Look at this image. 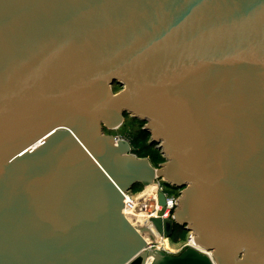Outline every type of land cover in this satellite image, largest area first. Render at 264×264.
<instances>
[{
    "label": "water",
    "instance_id": "1",
    "mask_svg": "<svg viewBox=\"0 0 264 264\" xmlns=\"http://www.w3.org/2000/svg\"><path fill=\"white\" fill-rule=\"evenodd\" d=\"M177 230L210 258L147 245ZM0 264H264V0H0Z\"/></svg>",
    "mask_w": 264,
    "mask_h": 264
},
{
    "label": "built area",
    "instance_id": "2",
    "mask_svg": "<svg viewBox=\"0 0 264 264\" xmlns=\"http://www.w3.org/2000/svg\"><path fill=\"white\" fill-rule=\"evenodd\" d=\"M115 141L126 142L125 140H123L119 136H115ZM152 185L155 186L156 205L158 207V209H157L155 214H157L162 219L170 218V216L172 215L173 211L175 210V208L177 206V201H178V198H179V194L178 195H175V194L171 195L170 192L167 190V186L164 183V181H162L160 179H156ZM146 189L147 188H145V190ZM158 194H163V196L165 198V207L164 208H160L159 205H158V198H157ZM131 197H132L131 192L124 195L123 210L125 208H128L130 211L134 210L135 205H134V203L131 200H129ZM131 215H134V214H132V213H129L127 215L124 214V216H126V217L131 216ZM154 238H155V235H154ZM160 238H161L160 242H157L155 239H153L152 241L149 240L147 242V245L149 246V248H155V249L163 250V251H165V252H167L169 254L170 251H167V250L164 249V245H163L162 241L165 240V239L166 240H170V239L165 238L163 236H160ZM181 244H182V246L180 247V249L177 252H181V251L185 250L186 248H194L197 251L205 254L206 256H208L210 258V254L209 253H206V252L200 250L199 248H197L194 245V243L192 241V238L190 237V235L188 233H187L186 240L184 242H182ZM174 246H176V245H174Z\"/></svg>",
    "mask_w": 264,
    "mask_h": 264
},
{
    "label": "trees",
    "instance_id": "3",
    "mask_svg": "<svg viewBox=\"0 0 264 264\" xmlns=\"http://www.w3.org/2000/svg\"><path fill=\"white\" fill-rule=\"evenodd\" d=\"M118 89V88H117ZM134 120V119H132ZM137 122V124L140 125V133H139V139H135L134 142L137 145V147L139 146L140 149L137 150L134 146L132 152L135 153L137 158L143 159V158H149V161L151 162L153 167H157L159 164L164 162L163 157L161 156L160 152L158 150L154 149L155 145H150L148 144V139H149V135L147 133H145L142 128L144 126V124L142 122H139L137 120H135ZM111 134V133H109ZM114 135V134H113ZM131 146V145H130ZM132 147V146H131ZM167 188L169 189V192L178 195L179 190L177 188H173L170 187L169 185H166ZM143 188L142 185H134L133 186V190L134 192H139L141 189ZM187 236V232H185L184 230H177L175 232V234L172 236V238L170 240H172L174 243H178L180 241H183L185 239V237ZM168 244L170 247H177L178 245L174 246L172 245L169 240Z\"/></svg>",
    "mask_w": 264,
    "mask_h": 264
},
{
    "label": "rangeland",
    "instance_id": "4",
    "mask_svg": "<svg viewBox=\"0 0 264 264\" xmlns=\"http://www.w3.org/2000/svg\"><path fill=\"white\" fill-rule=\"evenodd\" d=\"M130 120H132V119H130V118L128 117V119H126V120L124 121L123 125H122L119 129L113 131L110 135L121 137L123 140H125L127 143H129V145L132 146V147H131L132 150H134L135 148H136L137 150H139L140 147H139V146L137 147V145L135 144L134 140H135V139H139V133H140V129H141V128H140V125L137 124V123H136L134 126H133L132 124L130 125V123H131ZM113 134H114V135H113ZM133 146L135 147L134 149H133ZM136 152H137V151H136ZM136 152H135V153H136ZM135 153L132 152L133 155H135ZM135 156H136V155H135ZM143 159H148V160H149V158H143ZM150 186H151V185H150ZM167 190L169 191L168 188H167ZM144 191H145V188L143 187L139 192H134V191H132L131 194H132L133 197H137V195H138V196L141 195ZM170 194H171V195H174V194L171 193V192H170ZM186 238H187V236L185 237V239H184L183 241H180V242H178V243H174L172 240H169V242H170L172 245H178L177 247H172L171 250L168 249V251H170L169 254L176 255V254L180 253V252H177V251L180 249V247L182 246L181 243L184 242V241L186 240ZM181 252H182V251H181Z\"/></svg>",
    "mask_w": 264,
    "mask_h": 264
},
{
    "label": "bare ground",
    "instance_id": "5",
    "mask_svg": "<svg viewBox=\"0 0 264 264\" xmlns=\"http://www.w3.org/2000/svg\"><path fill=\"white\" fill-rule=\"evenodd\" d=\"M152 187H155L154 185H151V186H149L147 189H149V188H152ZM146 189V190H147ZM146 190L141 194V195H137V197H131L129 200H131L133 203H134V205H135V208H134V210H129L128 208H125L124 210H123V213L124 214H129V213H132V214H134L137 218H138V222L140 223H143V222H146V220L150 217V216H152V215H154L155 213H156V211H154L153 213H150L147 209H146V216L144 217V216H142V214H141V212H140V209H141V206H145V203H143V199H144V196L146 195ZM132 195V194H131ZM127 219H129V221L134 225V224H136V222H135V220H131L129 217H127ZM157 242H160L161 241V238H160V236L159 235H155V238H154ZM162 243H163V245H164V249L165 250H167L168 248H169V244H168V241L165 239V240H163L162 241Z\"/></svg>",
    "mask_w": 264,
    "mask_h": 264
},
{
    "label": "flooded vegetation",
    "instance_id": "6",
    "mask_svg": "<svg viewBox=\"0 0 264 264\" xmlns=\"http://www.w3.org/2000/svg\"><path fill=\"white\" fill-rule=\"evenodd\" d=\"M124 118H125L124 121L126 119H128V117H126V116ZM130 122H131L130 125L132 124L133 126L137 123L135 120H130ZM148 144H150V137L148 139ZM154 149L157 150L155 146H154ZM146 192L147 193L143 199V203H145V206L144 205L141 206V209H140V212H141L142 216H144V217L146 216V209L150 213H153L154 211H156L158 209V207L156 205L155 187L147 189Z\"/></svg>",
    "mask_w": 264,
    "mask_h": 264
},
{
    "label": "crops",
    "instance_id": "7",
    "mask_svg": "<svg viewBox=\"0 0 264 264\" xmlns=\"http://www.w3.org/2000/svg\"><path fill=\"white\" fill-rule=\"evenodd\" d=\"M171 248H172V247H170V246H169V248H168V249H169V250H171ZM168 249H167V251H168Z\"/></svg>",
    "mask_w": 264,
    "mask_h": 264
}]
</instances>
